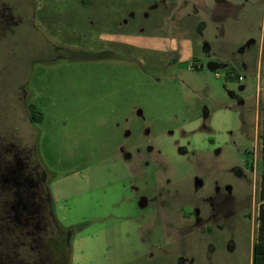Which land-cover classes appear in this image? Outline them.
I'll list each match as a JSON object with an SVG mask.
<instances>
[{
    "label": "rangeland",
    "instance_id": "rangeland-1",
    "mask_svg": "<svg viewBox=\"0 0 264 264\" xmlns=\"http://www.w3.org/2000/svg\"><path fill=\"white\" fill-rule=\"evenodd\" d=\"M45 1L44 12L41 0H0V264H44L56 253L46 183L60 225L80 228L69 264H252L264 0H122L106 11ZM49 17L59 20L45 27ZM96 30L125 37L113 91L71 59ZM172 38L194 39L198 60L167 51ZM61 63L74 64L42 73L59 87L46 111L29 80L39 65ZM91 91L108 94L110 114L92 106ZM28 104L40 123H29ZM44 135L60 169L44 159ZM23 158L19 180L12 171ZM17 209L40 214L39 225L12 217Z\"/></svg>",
    "mask_w": 264,
    "mask_h": 264
},
{
    "label": "crops",
    "instance_id": "crops-1",
    "mask_svg": "<svg viewBox=\"0 0 264 264\" xmlns=\"http://www.w3.org/2000/svg\"><path fill=\"white\" fill-rule=\"evenodd\" d=\"M41 6L38 7L37 11H44L45 12V3L47 1L41 0ZM122 0H50V2L54 3H61V4H72V5H82L81 8L83 7H88V8H93L95 10V7L98 9H103V11L110 10V6L113 4H122ZM45 2V3H44ZM48 2V3H50ZM57 5V4H56ZM98 5H101L100 7ZM66 13V12H65ZM102 15H109V14H104L101 13ZM69 15V14H67ZM59 16V15H58ZM72 16L75 15H71ZM101 16V15H99ZM76 17V16H75ZM111 16H105L104 19L109 20ZM42 20H46L45 17H41ZM50 20L49 23H43V25L46 27H49V24L52 22L54 23V20H59V18H52L49 17ZM63 19V18H62ZM119 20V18H118ZM94 27V26H92ZM122 33H116V32H100L99 30H96V32H89L86 33L82 39L79 41L77 45L74 47H71L72 53L78 55L79 57L81 55L77 54L80 52H85L86 55H97L98 53H104V56H102L101 59L99 60H89V61H82L80 59H77L75 61H79L76 64H78L81 67H84L85 69V76L87 75L88 81L91 79L94 81L93 83L97 85H103V84H108L109 90L113 91V85L114 81L116 79V72L118 70V64L116 62L117 58L120 57V54L122 53L123 49L121 46H124L125 43V37L122 36ZM187 39V40H186ZM181 40L180 42H177L175 38H172L170 41V44L167 46V51L169 48L173 52H180L184 60H189L193 59L194 62H196L198 59L195 57L196 51L199 49V44L196 43L194 39L191 38H186ZM169 47V48H168ZM133 48H137L139 50H144L146 49V45H143V43H138L137 45L135 44ZM78 50L80 52L74 51ZM74 63H66V64H55L52 66H46V65H39L38 68H35L36 71H33L32 76L30 77V86L33 89L34 92V100L33 104L35 106H38L39 108H43L49 110L54 107V102L56 98L57 91L59 92V87L55 84L54 82V77L51 76H44L42 75L43 71L45 69H48L50 67H60V66H66L69 65L70 67L73 66ZM75 64V65H76ZM194 65V64H193ZM218 76V75H217ZM84 78V77H82ZM104 86V85H103ZM100 93V92H99ZM94 94V91L90 92V95L93 98L94 103L92 106L95 104H106L105 106H101V109L99 112H105L107 114H110L112 111V101L111 98L108 99V94ZM263 95H264V88L259 96V101H258V118L260 122V129L262 132V100H263ZM41 107H40V106ZM41 108V109H42ZM45 114V112H44ZM49 115L46 114V120L44 122H48L49 120L47 119ZM45 119V118H44ZM104 124H101V128L103 130ZM262 135V134H261ZM41 148L44 154V159L47 163L48 166L54 169H60L61 165H63V161L60 159V163L56 159V155L53 154V148H52V143H50L49 137L47 135H44L43 138L41 139ZM261 149H262V144H261ZM261 149H260V155H261ZM52 155V157H51ZM262 158V156H261ZM75 159H70L68 160V163L73 162ZM263 160V159H262ZM76 162V160H75ZM264 162V160H263ZM75 172V171H74ZM72 172L71 174L68 172L66 173L65 177H60L61 179L69 178L73 176V174H76ZM77 172V170H76ZM264 174V171L262 175ZM50 193V191H49ZM51 196V193H50ZM51 202H52V197H51ZM260 204V202H259ZM53 210V206H52ZM61 218L58 217V220L60 221ZM58 221V222H59Z\"/></svg>",
    "mask_w": 264,
    "mask_h": 264
},
{
    "label": "trees",
    "instance_id": "trees-1",
    "mask_svg": "<svg viewBox=\"0 0 264 264\" xmlns=\"http://www.w3.org/2000/svg\"><path fill=\"white\" fill-rule=\"evenodd\" d=\"M80 54V53H77ZM79 57L76 54L71 55V59H80V60H99L104 56V53H98L97 55H86L85 53L80 54ZM70 56V55H69ZM28 114L29 118L28 121L30 124H37L42 121V114L37 111L36 107L33 104H28ZM261 156L264 160V95L262 100V132H261ZM45 174V173H44ZM42 188L39 187V189L44 190V194L42 197V204L44 205V211L45 214H47V220L51 221L53 229L56 231L54 238L49 243H54L55 247L54 250L56 253H52L53 255L50 256V258H46L47 260L44 261V264H69L70 262V253H71V239L75 231L79 230L80 228H73L68 227L65 228L60 225V223L55 218L53 211H52V202H51V196L49 193V189L47 186V183L45 186L41 185ZM259 201L260 204L258 206V212H257V230H256V237L252 244V264H264V174L261 176L260 179V185H259ZM19 213L21 212L14 211L12 217L15 215L17 218H19ZM40 215V214H39ZM39 215H35V219L38 220ZM11 217V219H13ZM26 217L30 220H33V218L26 214ZM16 220V219H15ZM14 221V219H13ZM60 252H64V256L61 258V255H59Z\"/></svg>",
    "mask_w": 264,
    "mask_h": 264
},
{
    "label": "flooded vegetation",
    "instance_id": "flooded-vegetation-1",
    "mask_svg": "<svg viewBox=\"0 0 264 264\" xmlns=\"http://www.w3.org/2000/svg\"><path fill=\"white\" fill-rule=\"evenodd\" d=\"M26 159V158H25ZM24 158L23 159H20V163L18 164V166L17 167H15L14 169H16L15 171H12V173H13V175H15V176H18L19 177V180L20 179H25V177L24 176H22V175H24L23 173H24V168H25V166L26 165H28V162L25 160ZM25 161H26V163H25ZM13 169V170H14ZM18 180V179H17ZM16 211V210H15ZM37 213V212H36ZM36 213H34V216H32V215H30L32 218H33V220H30V219H28L27 217H26V214H28V213H21V215H23V216H25L26 217V219H27V221L30 223V224H33V225H39V223H40V220H36L35 219V214ZM20 214V213H19Z\"/></svg>",
    "mask_w": 264,
    "mask_h": 264
},
{
    "label": "built area",
    "instance_id": "built-area-1",
    "mask_svg": "<svg viewBox=\"0 0 264 264\" xmlns=\"http://www.w3.org/2000/svg\"><path fill=\"white\" fill-rule=\"evenodd\" d=\"M238 80H241V77H238Z\"/></svg>",
    "mask_w": 264,
    "mask_h": 264
}]
</instances>
